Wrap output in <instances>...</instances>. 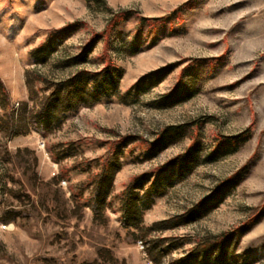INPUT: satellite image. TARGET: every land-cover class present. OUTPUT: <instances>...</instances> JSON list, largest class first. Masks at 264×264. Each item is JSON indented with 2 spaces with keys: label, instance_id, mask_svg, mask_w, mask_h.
Returning <instances> with one entry per match:
<instances>
[{
  "label": "rangeland",
  "instance_id": "374dc122",
  "mask_svg": "<svg viewBox=\"0 0 264 264\" xmlns=\"http://www.w3.org/2000/svg\"><path fill=\"white\" fill-rule=\"evenodd\" d=\"M80 74L91 104L27 133ZM0 79V264H264V0H0ZM116 160L101 224L72 194Z\"/></svg>",
  "mask_w": 264,
  "mask_h": 264
},
{
  "label": "trees",
  "instance_id": "16d2710c",
  "mask_svg": "<svg viewBox=\"0 0 264 264\" xmlns=\"http://www.w3.org/2000/svg\"><path fill=\"white\" fill-rule=\"evenodd\" d=\"M77 76L73 81L60 84L57 88H53V92L45 99L38 112L31 114L28 118V130L36 131L42 135H49L55 129H58L67 119L68 115L77 112L82 104L89 105V96L87 83H83V74ZM74 83V84H73ZM73 84V85H72ZM0 90L7 94V90L0 79ZM9 123L8 131L10 134L15 133V115L8 112ZM58 161V159H55ZM118 160L104 162L99 173L92 179L93 190L90 198L85 202L83 199L84 189H80L72 194L74 207H88L94 215V220L101 224L106 222V208L108 206L107 199L113 189V182L117 172L120 169ZM140 185L138 182L130 183L123 193V210H122V226L125 229H138L143 224L144 212L149 209L153 200L145 194L137 192ZM22 212L10 211L3 218L4 223L15 222L17 216Z\"/></svg>",
  "mask_w": 264,
  "mask_h": 264
}]
</instances>
